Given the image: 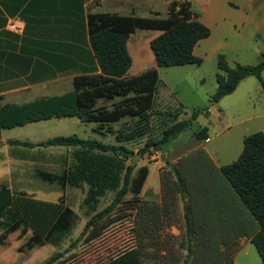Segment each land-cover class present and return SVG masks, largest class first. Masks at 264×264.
<instances>
[{"label":"rangeland","instance_id":"1","mask_svg":"<svg viewBox=\"0 0 264 264\" xmlns=\"http://www.w3.org/2000/svg\"><path fill=\"white\" fill-rule=\"evenodd\" d=\"M147 1L136 2L146 4ZM261 4L264 5V0H261ZM238 7L241 8L236 6ZM155 8L161 11V16L166 15L159 0ZM133 13L142 15L143 12L138 10ZM153 34V30L136 29L130 35L127 49L132 58L128 76L141 74L150 68L155 70V79L158 82L156 81L154 99L153 92L151 94L148 91L153 76H147L140 87L135 86L113 98H99L98 104L110 107L115 101L134 100L133 108L128 115L121 118L122 121L133 120L139 112L151 106L149 134L153 139L160 137L163 128L174 121L189 118L194 111H198L197 118L171 140L166 149L145 153L143 157H136L133 162V155L126 160V163L135 166L134 178L141 172L145 174L140 191L135 194L132 187L115 212L98 223V235L91 241L81 239L73 248H70V244L83 231L87 219L111 201L115 190H108L100 196L96 210L91 211L82 202L87 190L86 183L80 186L61 185L56 181H45L37 174L38 171L61 174L64 167L71 166L72 148H28L9 145L7 140L36 142L56 135H76L111 144H117V140L112 134H99L94 131L92 128L95 122L76 123L77 118L73 116L51 117L1 129L0 186H7L16 194L23 193L22 195L32 199L54 202L63 199L74 211V216L68 231L54 234L50 244L43 246H34L31 249L26 247L25 243L32 234L30 226L23 236H19L18 231L10 233L4 244L0 245V264H43L56 253L63 255L51 264H106L115 258L121 260L119 255L124 252L129 254L132 248H135L140 264H224L222 257L226 252L231 253L228 244H232V236L237 235V245L241 241L239 238L247 239V233L258 229L257 223L224 177L213 170L214 163L224 165L238 157L246 135L257 131L264 134L263 88L258 78L251 75L239 81L235 90L218 102H212L210 96L217 87L216 76L224 75L218 68L217 55L223 54L230 67L236 63H258L264 49V28L250 38L242 49L233 46H201L195 53L201 57V63L166 67H156L149 45L146 44V39ZM136 38L141 40L142 46H136ZM149 56H152V59ZM261 78L264 80V70L261 72ZM170 112L178 115L171 117ZM202 127H206L208 140L195 135ZM146 139L147 134L126 146L136 154ZM164 151L167 152V158H164ZM168 162L175 165L177 174L185 185H177L178 181L168 168ZM222 183L228 186L237 198V219L248 232H244L243 228L219 225L216 221H225L226 224L229 222L217 215L209 217V222H206L203 184L209 192L205 195L207 204L218 208L222 201L217 190L222 187ZM198 187L199 193L196 191ZM212 190L216 195H213ZM195 197H199V226L195 222V226H190L189 238L184 220L177 218V210L183 204H190L194 209ZM220 212L222 211L219 209L216 213ZM161 215H166L169 219L173 215V219L171 218L166 226L149 224V218L155 221ZM212 218L216 220L214 223L210 222ZM87 234L88 232L84 237ZM249 246L247 263L261 264L253 244Z\"/></svg>","mask_w":264,"mask_h":264},{"label":"trees","instance_id":"2","mask_svg":"<svg viewBox=\"0 0 264 264\" xmlns=\"http://www.w3.org/2000/svg\"><path fill=\"white\" fill-rule=\"evenodd\" d=\"M136 29L161 31L149 41L156 67L201 63V57L193 54V48L199 40L210 34V29L197 19L186 1H172L166 17L88 13V42L98 72L74 76L73 88L61 94L41 96L22 103L0 102V131L29 121L73 116L80 121L95 122L94 131L99 134H112L118 142L111 144L76 135H56L36 142L7 140L9 145L28 148H72L71 166L64 167L61 174L46 171H38L37 174L45 181H56L61 185L80 186L86 183L87 190L82 202L91 211L96 210L100 196L108 190H115L111 201L87 219L83 231L70 244V248L81 239L93 240L98 235V223L115 212L130 189L133 187L135 194L140 191L145 174L141 172L138 177H133L135 166L126 163V160L135 154L126 144L147 134L146 141L136 154L143 157L145 153L162 151L198 116V111H194L189 118L174 121L162 129L158 139H153L149 134L151 106L139 112L133 120L122 121L121 118L128 115L133 108L134 100L115 101L110 107L96 105L99 98H113L139 86L147 76H153L148 91L151 94L153 92L154 99L158 80L155 79L153 68L141 74L127 75L132 58L126 43L129 35ZM217 65L224 75L216 76L217 87L210 96L212 102H218L223 96L233 92L239 81L251 75L258 78L264 91V80L261 78V72L264 70V50L261 52V60L256 64L236 63L230 67L225 56L218 54ZM177 115L178 113H169L171 117ZM195 135L206 140L208 138L206 127L200 128ZM219 173L258 225L249 241L264 264V134L257 131L246 135L238 157L230 163L221 165ZM177 181L179 187L184 185L179 175ZM22 194H16L7 186H0V245L4 244L10 233L18 231L19 236L25 235L29 226L32 228V234L25 243L28 249L50 243L54 234L65 233L70 229L74 211L63 199L54 202L32 199ZM183 209L189 237L191 229L186 204L183 205ZM236 228L243 227L239 224ZM86 232L88 234L84 237ZM62 255L53 254L43 264H51ZM120 256L121 260L115 258L106 264H140L135 248H132L129 254L124 252Z\"/></svg>","mask_w":264,"mask_h":264},{"label":"crops","instance_id":"3","mask_svg":"<svg viewBox=\"0 0 264 264\" xmlns=\"http://www.w3.org/2000/svg\"><path fill=\"white\" fill-rule=\"evenodd\" d=\"M136 1L0 0V102L22 103L41 96L61 94L73 88L74 76L98 72V66L88 42L87 14L104 12L139 17H163L160 15L161 11L155 8L158 0H148L146 4ZM159 1L165 10L164 17L167 16L168 6L172 1L188 2L189 9L197 16V19L210 29L209 36L199 40L194 46V55L201 46H233L236 49H242L250 38L264 28V5L261 4V0ZM138 10L143 12L142 15H134L133 12ZM143 30L154 31V34L146 39L148 45L153 37L161 33L160 30L155 29ZM130 35L127 46H129ZM135 41L136 46H142L139 38ZM152 56H149L150 59ZM127 75L130 74L127 72ZM98 100L96 105H101L98 104ZM86 122L77 118L76 123ZM220 166L214 163L213 172L218 174ZM220 182H218L219 186ZM196 191L199 193V187ZM202 192L206 222H209V217L217 215L229 223L218 222L213 218L210 222L216 221L219 225L227 227L239 225L237 219L239 216L237 217L235 212L237 198L228 186L222 183V187L217 190L218 196L222 197L218 208L207 204L205 195L209 192L204 185ZM213 195H216L214 191ZM186 205L190 226H195L194 222L199 226V197H195L194 209L190 204ZM219 209L222 211L220 214L216 213ZM171 218L173 219V215ZM177 218L185 222L183 206L177 210ZM170 219L166 215H161L155 221L149 218V224L166 226ZM168 225L172 224L168 223ZM242 227L244 232H248L245 231L244 225ZM247 234L248 238H239L241 241L237 245V235L232 236L230 241L232 244L227 243L231 253L226 252L222 257L224 264L225 262L248 264L246 257L250 251L249 238L252 232Z\"/></svg>","mask_w":264,"mask_h":264},{"label":"water","instance_id":"4","mask_svg":"<svg viewBox=\"0 0 264 264\" xmlns=\"http://www.w3.org/2000/svg\"><path fill=\"white\" fill-rule=\"evenodd\" d=\"M163 155H164V158H167V152H166V151L163 152ZM136 157H138V154H135V155L133 156V158H132V162L135 160ZM167 165H168V168H169V169L171 170V172L173 173L174 177L178 180V174H177V171H176L174 165H173L172 163H169V162H168Z\"/></svg>","mask_w":264,"mask_h":264},{"label":"bare ground","instance_id":"5","mask_svg":"<svg viewBox=\"0 0 264 264\" xmlns=\"http://www.w3.org/2000/svg\"><path fill=\"white\" fill-rule=\"evenodd\" d=\"M208 140V139H207Z\"/></svg>","mask_w":264,"mask_h":264},{"label":"built area","instance_id":"6","mask_svg":"<svg viewBox=\"0 0 264 264\" xmlns=\"http://www.w3.org/2000/svg\"><path fill=\"white\" fill-rule=\"evenodd\" d=\"M95 1V0H94Z\"/></svg>","mask_w":264,"mask_h":264}]
</instances>
